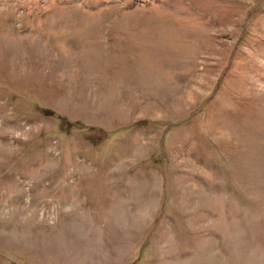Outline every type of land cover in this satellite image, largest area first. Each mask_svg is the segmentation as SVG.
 Returning <instances> with one entry per match:
<instances>
[{"label": "rangeland", "instance_id": "1", "mask_svg": "<svg viewBox=\"0 0 264 264\" xmlns=\"http://www.w3.org/2000/svg\"><path fill=\"white\" fill-rule=\"evenodd\" d=\"M0 264H264V0H0Z\"/></svg>", "mask_w": 264, "mask_h": 264}]
</instances>
